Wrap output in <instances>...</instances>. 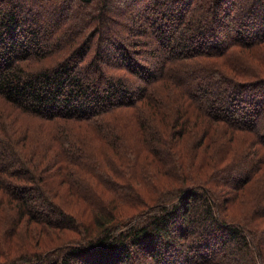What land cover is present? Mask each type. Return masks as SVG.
<instances>
[{"label": "trees", "instance_id": "1", "mask_svg": "<svg viewBox=\"0 0 264 264\" xmlns=\"http://www.w3.org/2000/svg\"><path fill=\"white\" fill-rule=\"evenodd\" d=\"M206 1L129 0L127 13L110 18L103 14L110 0H0V208L15 205L14 223L28 221L38 232L77 226L75 238L44 251H0V264H87V255L94 256V264H173L176 257L179 264H227V240L234 239L241 250H252L254 264H264L258 234L228 219L230 200L218 195V180L211 183L210 176L194 181L184 158L180 176L174 179L179 184L162 188L158 195L133 188L137 182L144 185L140 172L129 181H110L117 183L111 188L114 196L135 202L136 211L129 216L117 217L106 204L89 224L69 213L65 221L59 216L44 219L35 205L36 198L55 205L42 184L54 164L62 175L78 171L77 165H98L91 156L101 157L104 148L90 144L93 139L108 140L120 156L131 140L134 145L142 140L144 149L156 153L166 184L174 180L158 154L167 148L178 154L176 146L191 125L205 137L213 123H226L237 132L230 137L229 148L234 150L238 133L243 146L247 141L241 131L249 132L254 140L250 147L258 145L263 150L257 148V154L264 158V74L255 67L264 62V29H239L227 11V2L233 0ZM259 3L264 11V0ZM80 8L85 10L82 24L72 28ZM105 18L113 28L102 32ZM106 45L115 51L113 62L126 75L106 71L111 58L102 53ZM244 51L256 63L243 56ZM145 55L148 60L138 61ZM248 74L256 78H242ZM209 78L233 88L209 95L215 86ZM243 92L248 102L238 116L235 107L227 110L217 103L225 97L237 106ZM251 114L258 122L251 121ZM140 149L134 147L135 154L143 156L146 150ZM254 168L243 162L234 180H225L231 173L228 167L219 175L229 182H224L226 187L241 189ZM91 174L103 179L95 171ZM192 222L202 227L195 230ZM118 252L114 261L103 260Z\"/></svg>", "mask_w": 264, "mask_h": 264}, {"label": "rangeland", "instance_id": "2", "mask_svg": "<svg viewBox=\"0 0 264 264\" xmlns=\"http://www.w3.org/2000/svg\"><path fill=\"white\" fill-rule=\"evenodd\" d=\"M208 2L209 1L207 0L205 4H207ZM259 2L260 0H258L257 3L255 2V0H233L230 3L227 2V11L231 15V18L235 19V21L237 22L235 25L238 26L239 29L248 30L255 33L261 32L262 29H264V21L262 22L261 19V17H263L264 15V11H261L262 6L259 5ZM251 4L253 6H251ZM65 5H67L66 2ZM130 6L131 4L129 0H110V8L106 9L103 14L110 18H117L116 15H119L120 13L125 14V12L127 13ZM169 6L172 5L167 4L166 8H168ZM83 9L84 8H80L76 11L78 19L72 25V28L82 24V18H84L83 13L85 12V10L83 11ZM252 10H254V12H251ZM220 12H222V10ZM249 14H253V16H250ZM56 18V13L53 12L52 19L55 20ZM103 23L104 24L102 32H106L110 28H113V25L110 23V20L108 21L107 18L104 19ZM135 27L138 28L142 26L138 25ZM117 28L120 27L117 26ZM231 30L237 31V29L233 28V26L231 27ZM205 33L206 35H208L207 31H205ZM224 39L227 42V38L225 37ZM238 50H240V52H243L241 48L236 49V51L239 53ZM114 52L115 51L110 48L109 45H106V47H104V50L102 51L104 55L111 57L109 60L110 65L109 67H106V71L115 72L117 76H124L127 74L126 71L124 69L116 67L115 63L113 62V58L116 55ZM243 56H248V58L253 63H256V61L251 58L252 56L249 55L248 51H244ZM137 58L138 61L141 62H143L142 59L148 60L146 55L145 57L143 56L142 58ZM149 59L150 63L153 64L154 62L151 60V58ZM255 67L257 68V71H262L261 75L264 74V62L256 63ZM242 78H248L249 80H251L256 77L250 76V74H248L242 76ZM134 79L137 80V77ZM209 79L210 80L208 81H211V83L215 85L213 86L214 90H210L211 93L209 91V95H213V91L215 93H223L228 89L233 88V86L230 84L225 85L224 83H221L219 79ZM241 94L242 99L240 98L238 104H236L237 106L229 104V101L225 97H223L221 100H218L217 103L222 104L223 108L227 110L235 107V113L236 116H238L242 113V108L248 102L245 92ZM262 95H264V91H262ZM237 96L239 97V94H237ZM246 108L248 109L249 107ZM250 119L251 121L258 122L253 114L250 115ZM84 128L86 127L83 126L82 129L84 130ZM148 128L147 130H151ZM241 132L244 134V139L247 142H244V145L242 146V134L238 133L235 139L236 147L234 150L233 148H229L230 137L234 134L236 135L237 132H234L233 129L226 123H223L221 121L213 123L210 128V133L205 137V132L202 129H193L191 125L189 130L187 131V135L184 136L183 140L179 141L176 146L180 152H178V154H174L172 148H167V150L158 154V158L161 164L162 161H165L168 164L170 171L168 172V174L172 176L173 180L176 179V177L180 176L179 165L181 169H183L182 164L180 163L181 158L185 159L184 165L187 167L188 176L191 177L194 181H205L208 180L210 176L211 183L212 181L218 180L220 184H214L218 185L216 186L218 195L221 198L224 197L230 200L229 203L226 202L228 204L227 210L230 211V218L228 219L231 221L244 223L245 225L247 224L250 230L258 234V246L260 247L261 256L264 258V213L256 214V212L258 213L264 211V158L257 154V148H259L258 145L250 147L254 144V140L252 139L250 133L246 131ZM202 134L204 135L202 136ZM133 142L136 141L131 140V144L129 145L128 143L129 147L127 149L126 145L124 146L123 151L125 152V155L120 156V153L116 151L111 143H108V140L104 141L100 139H93L90 144L96 146V148L100 146L104 148V151L102 155H100L101 157L94 155L91 156V158L96 160V163L98 162V165L92 166L88 164L87 169L77 165L76 169L78 171H70L69 173H65V175H62V173L58 169V166L54 164L49 171H46L44 173L43 176L45 178V183L42 184L47 185V188L49 190V199H51L55 205L53 207L45 205L38 198H36L37 200L35 202V205H37V208H39L38 210L43 213L44 219L47 218L46 216H51L52 219H54V216H59L61 220L65 221L69 213L73 214L75 220L79 221L80 223L86 222L87 224H89L93 220L95 213H97L96 210L98 208L106 206V204L108 208H114V212L117 214V217L129 216L136 211V209H133L134 206L132 204L135 202L133 201L131 203H128L121 198H117L116 194L114 196L113 189L111 188L114 185L117 186V183H111L110 181H112L113 179L116 182H120L122 180L129 181L128 178H132V175H136L138 174V172H140V178L144 181L143 182L141 180V183L144 185L138 186L139 183L135 180L138 185L134 186L133 188L136 189L137 192L139 189L142 194H148V192H151L155 195H158L163 191L161 190L162 188H169L175 186L176 184H179L176 180H174L173 183L169 184H166L168 180L162 183V180L166 178V175L160 173V163L158 164V159L154 155L156 153L153 152L154 154H152L151 152L144 149L142 140L139 141L140 145H134ZM165 142L167 143V145H174V143L170 142L169 139H165ZM134 147H140L141 149L146 150V153H141L143 154V156L136 155ZM260 150L262 153L263 149ZM148 152L150 154H147ZM44 157L52 159L50 155H46ZM243 162L249 163V166L255 165V168L252 169V177L250 176L249 178L250 182L241 189L230 188L229 186L226 187L225 184H229L228 181H225L226 179L234 180L240 175L238 169L243 165ZM226 167L229 168L231 173L224 180V178L219 174L226 170ZM94 171L95 173L102 176L103 179H101L97 175L91 174ZM36 172L41 174L39 171ZM46 176H48L49 179ZM149 179L150 182H148ZM71 183H75V185L72 186ZM237 194L238 197H236L237 200H235L234 197ZM111 195L116 198L111 199ZM222 203L224 204L225 201L221 202V206H223ZM57 209L61 210L62 214L59 215ZM15 213L16 206L13 204H6L2 208H0L1 252L5 251L8 253V251H10L11 249L13 250L12 252H17L18 254L24 253L25 251H27V249L30 252L41 250L44 251L63 240H68L77 236L76 225H73V228H71V225H63L61 227L58 226L52 229L48 228V230H44L41 232H38L36 229H34L35 224L28 223V221H23L21 224L17 225L16 223H14V220L12 218ZM65 224H68L67 221ZM191 225L193 228H195V230H199L202 227L200 223L197 224L196 222H192ZM153 243H155V241H153ZM227 246V252L224 253L223 256V261H225L226 263L228 262L227 264H229L230 261L234 264H254L253 260H255V257L252 253V250H248L245 248L244 250H241L240 245H238L237 239L227 240ZM249 252L252 254V257ZM117 256H119V252L116 254L113 253L111 256H108L103 260L106 263H109L110 261H114ZM86 257L91 259H89L90 261L87 264H94L95 258L93 255H87ZM134 257L133 260L135 261V263L138 262V258L135 259ZM145 261L147 260L142 258V263H146ZM179 262H181V260L176 257L173 264H179Z\"/></svg>", "mask_w": 264, "mask_h": 264}]
</instances>
